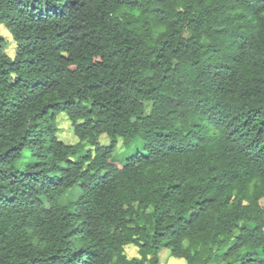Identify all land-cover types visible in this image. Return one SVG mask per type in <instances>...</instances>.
Instances as JSON below:
<instances>
[{
    "label": "trees",
    "instance_id": "obj_1",
    "mask_svg": "<svg viewBox=\"0 0 264 264\" xmlns=\"http://www.w3.org/2000/svg\"><path fill=\"white\" fill-rule=\"evenodd\" d=\"M0 24V264H200L199 239L264 264V0H0Z\"/></svg>",
    "mask_w": 264,
    "mask_h": 264
},
{
    "label": "rangeland",
    "instance_id": "obj_2",
    "mask_svg": "<svg viewBox=\"0 0 264 264\" xmlns=\"http://www.w3.org/2000/svg\"><path fill=\"white\" fill-rule=\"evenodd\" d=\"M0 33L8 40L9 44L7 46V53L9 55H13L15 51V42L7 30L5 28L4 24H0ZM57 126H58V132L57 135L61 140H63L66 143H77L79 140V137L75 133L74 126L72 122L69 120L68 116L63 112L60 113L57 117ZM100 143L101 144H108L109 139L106 135H102L100 137ZM89 147V145H88ZM143 148V141L141 139L137 140L133 145L130 147H127L123 144V141L120 139L117 150L114 154V158L118 162H123L126 160L127 157H129L131 154L135 153L137 149ZM81 192V188L78 187L74 191L69 192L65 198L63 199L64 204H69L70 202L74 201L77 198V195ZM186 247H189L191 249V253L193 255H196L201 263L207 258L209 255L210 249L213 248L214 251L217 250L216 247H213L207 239H199L196 241L193 245L190 246L189 243H185ZM226 248H222L218 251V254L225 253ZM125 254L129 258L133 257H140L139 254V247L135 244H127L125 246ZM161 262L163 264H188V262L183 258H176L170 255V252L168 249H162L160 253ZM223 261V260H222ZM229 262H233V259H228L226 261H223L222 264H228ZM199 264V263H198ZM210 264H217L215 261H212Z\"/></svg>",
    "mask_w": 264,
    "mask_h": 264
}]
</instances>
